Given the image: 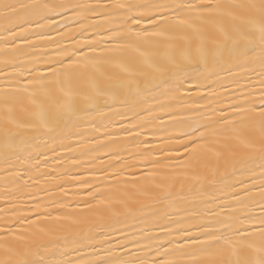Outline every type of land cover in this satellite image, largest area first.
<instances>
[{
	"label": "snow or ice",
	"instance_id": "obj_1",
	"mask_svg": "<svg viewBox=\"0 0 264 264\" xmlns=\"http://www.w3.org/2000/svg\"><path fill=\"white\" fill-rule=\"evenodd\" d=\"M0 264H264V0H0Z\"/></svg>",
	"mask_w": 264,
	"mask_h": 264
}]
</instances>
